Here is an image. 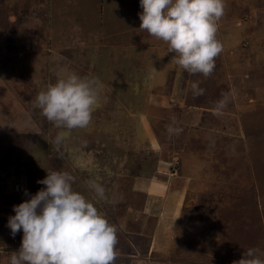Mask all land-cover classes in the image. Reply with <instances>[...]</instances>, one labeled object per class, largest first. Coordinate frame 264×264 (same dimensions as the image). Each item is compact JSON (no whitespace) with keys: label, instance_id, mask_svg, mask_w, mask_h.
<instances>
[{"label":"rangeland","instance_id":"obj_1","mask_svg":"<svg viewBox=\"0 0 264 264\" xmlns=\"http://www.w3.org/2000/svg\"><path fill=\"white\" fill-rule=\"evenodd\" d=\"M225 3L205 78L139 29L140 0H0V264L23 238L8 227L13 182L27 180L29 199L47 171L74 176L117 227L115 264H233L250 248L264 259V0ZM73 72L98 79L100 103L69 131L34 102Z\"/></svg>","mask_w":264,"mask_h":264},{"label":"clouds","instance_id":"obj_2","mask_svg":"<svg viewBox=\"0 0 264 264\" xmlns=\"http://www.w3.org/2000/svg\"><path fill=\"white\" fill-rule=\"evenodd\" d=\"M139 29L163 41L166 54L189 74L209 77L223 46L217 39L218 21L226 10L225 0H140ZM97 78L69 73L40 91L34 107L57 128L69 131L89 126L100 103ZM194 97L204 94L199 82L191 85ZM229 103L225 95L213 114L220 116ZM170 135L182 128L169 126ZM65 137L58 134L59 146ZM75 177L66 171H47L38 183L45 185L29 199L13 206L8 219L11 234L23 231L22 243L10 264H115L117 227L84 195L73 190ZM97 200L107 201L105 187L89 180ZM15 199V198H14ZM13 199V200H14ZM257 249H248L233 264H264Z\"/></svg>","mask_w":264,"mask_h":264},{"label":"built area","instance_id":"obj_3","mask_svg":"<svg viewBox=\"0 0 264 264\" xmlns=\"http://www.w3.org/2000/svg\"><path fill=\"white\" fill-rule=\"evenodd\" d=\"M13 193L15 195V200L18 202H22L28 199V183L25 178H21L20 180H16L13 182Z\"/></svg>","mask_w":264,"mask_h":264},{"label":"crops","instance_id":"obj_4","mask_svg":"<svg viewBox=\"0 0 264 264\" xmlns=\"http://www.w3.org/2000/svg\"><path fill=\"white\" fill-rule=\"evenodd\" d=\"M122 14H123V13H122ZM134 17L136 18V22H137V17H136V14H135V16H134ZM133 24H134V25H136V23H135V22H134ZM151 38H152V39L154 38V39H153V40H154V42H155V41H158V42H162V43H161L162 45H166V44H165L163 41H161V40H158V39H156L155 37H152V36H151ZM11 201H15V199H14V200L12 199Z\"/></svg>","mask_w":264,"mask_h":264},{"label":"trees","instance_id":"obj_5","mask_svg":"<svg viewBox=\"0 0 264 264\" xmlns=\"http://www.w3.org/2000/svg\"><path fill=\"white\" fill-rule=\"evenodd\" d=\"M138 15V14H137ZM139 18V16H137ZM151 37V36H150ZM149 38V37H148Z\"/></svg>","mask_w":264,"mask_h":264},{"label":"water","instance_id":"obj_6","mask_svg":"<svg viewBox=\"0 0 264 264\" xmlns=\"http://www.w3.org/2000/svg\"><path fill=\"white\" fill-rule=\"evenodd\" d=\"M14 199V198H13Z\"/></svg>","mask_w":264,"mask_h":264}]
</instances>
